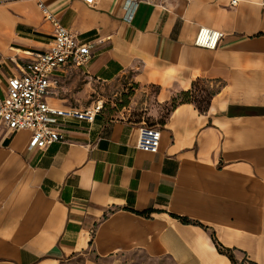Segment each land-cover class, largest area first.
<instances>
[{
  "label": "crops",
  "instance_id": "1",
  "mask_svg": "<svg viewBox=\"0 0 264 264\" xmlns=\"http://www.w3.org/2000/svg\"><path fill=\"white\" fill-rule=\"evenodd\" d=\"M232 1L149 0L128 21L126 0H0L1 95L51 46L42 2L95 44L84 67L59 76L50 105L73 108L58 98L71 73L126 77L162 132L159 152H146L142 122L100 112L41 150L0 123V264H103L133 249L264 264V0ZM201 27L224 33L217 49L195 45Z\"/></svg>",
  "mask_w": 264,
  "mask_h": 264
},
{
  "label": "built area",
  "instance_id": "2",
  "mask_svg": "<svg viewBox=\"0 0 264 264\" xmlns=\"http://www.w3.org/2000/svg\"><path fill=\"white\" fill-rule=\"evenodd\" d=\"M95 6L98 0H82ZM149 0H126L125 19L132 21L138 7ZM238 0H233L237 4ZM39 6L46 19L54 26V38L45 52L32 53V60L24 73L9 79L4 94H0V123L8 133L30 131V148L44 150L56 142L63 141L64 125L73 120L94 123L103 106L91 109L53 107L48 99L54 94L59 76L69 69H80L92 58L95 44L82 42L79 37L64 27L45 4ZM224 37L222 31L201 27L195 39L198 47L215 50ZM162 132L156 124L142 123L138 148L158 153Z\"/></svg>",
  "mask_w": 264,
  "mask_h": 264
},
{
  "label": "rangeland",
  "instance_id": "3",
  "mask_svg": "<svg viewBox=\"0 0 264 264\" xmlns=\"http://www.w3.org/2000/svg\"><path fill=\"white\" fill-rule=\"evenodd\" d=\"M211 92L204 90L196 100L202 109L209 103ZM58 98L67 106L87 110L102 105L101 112L113 119L129 118L147 124H155L150 115V101L138 86L126 77L111 82L95 81L82 72L71 73L59 89ZM77 264H81L82 258ZM83 263V261H82ZM103 264H178L170 256H152L141 249L118 252L116 257Z\"/></svg>",
  "mask_w": 264,
  "mask_h": 264
},
{
  "label": "trees",
  "instance_id": "4",
  "mask_svg": "<svg viewBox=\"0 0 264 264\" xmlns=\"http://www.w3.org/2000/svg\"><path fill=\"white\" fill-rule=\"evenodd\" d=\"M188 97H190V93H186V94L184 95V100H187ZM196 101H197V100H196ZM200 107H201V106H200ZM232 260L234 261L235 264H237L234 258H233Z\"/></svg>",
  "mask_w": 264,
  "mask_h": 264
}]
</instances>
